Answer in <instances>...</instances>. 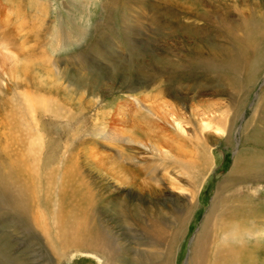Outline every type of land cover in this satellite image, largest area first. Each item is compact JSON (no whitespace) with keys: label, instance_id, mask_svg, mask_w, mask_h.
<instances>
[{"label":"rangeland","instance_id":"1","mask_svg":"<svg viewBox=\"0 0 264 264\" xmlns=\"http://www.w3.org/2000/svg\"><path fill=\"white\" fill-rule=\"evenodd\" d=\"M243 18L260 30L252 35L254 51L237 72L226 70L223 64L238 58L226 50L229 29ZM233 33L244 36L241 29ZM197 50L209 66L194 60ZM141 99L155 112L169 103L181 106L184 136L168 125L156 132ZM261 107L264 0H0V171L11 176L14 166L23 167L30 192L26 215L0 201V264L106 263L102 255L98 262L91 251L62 248L56 240L54 217L73 204L72 183L86 208L76 214H93L97 229L117 239L121 264H160L167 252L170 264H188L223 182L229 185L222 204L232 214L252 211L261 222L264 181H225L241 153H264ZM203 109L224 121L193 114ZM37 137L41 144L32 155L28 148ZM136 139L170 147L187 161L185 168L142 153ZM110 169H127L132 181L120 182ZM194 186L197 198L186 204ZM182 214L188 217L179 222ZM40 216L49 240L41 234ZM153 220L160 234L143 231Z\"/></svg>","mask_w":264,"mask_h":264},{"label":"bare ground","instance_id":"2","mask_svg":"<svg viewBox=\"0 0 264 264\" xmlns=\"http://www.w3.org/2000/svg\"><path fill=\"white\" fill-rule=\"evenodd\" d=\"M202 18H204V20H208L209 14L207 12L202 13ZM226 25H229V23H226ZM250 26L252 25L249 22V18H243L242 22L238 23L235 26V29H241L244 31L243 37H237V35L233 33V30L235 31L234 27L230 26L229 30L232 33L230 35L232 44L228 48H226V50L234 52V54L238 58L236 59L237 63H235V61L224 63L223 65L226 66L227 68L226 70L237 72V68H239L240 66L243 67V65L240 64V61L243 62V59L251 51H254V41H253L252 35L253 34L258 35L260 30H258V28L255 27V25L253 27H250ZM195 56L196 57L194 60H197L198 64H201L202 66H209L210 64L209 61L206 58H202L201 51L197 50V54ZM253 62H250V63H253ZM235 85H237V83ZM141 100H137V103L141 104L143 107H146L145 112L149 116L150 115L152 116L153 127L157 128L156 132L164 131V126L168 125L171 127V129L175 131V134L180 135L179 138L184 136L186 128L182 124V120L184 119L183 116L185 113L184 111H182L181 106H173L171 109V108H168L169 106L172 105L169 103L168 107L165 106V108H168L167 110L164 108L162 111L160 110V112H155L153 108L151 109L150 107H147L146 105H144L143 99ZM258 109H259L258 112L260 113L258 116H260L261 119L264 121V108L261 107ZM202 111L203 112H194L193 114L196 113L200 117L202 116L203 118H206L207 122L208 120H214V119H217L216 121H219L218 119H220L221 121H224L222 119L224 117L216 118L215 116H213V114L215 113V110L213 111L212 109H209V111H206L203 109ZM253 118L251 120H253ZM117 120H122V117L117 118ZM204 122L206 124V121ZM221 126L222 125H219V127ZM207 127L209 128V124H207ZM207 127H204V128H207ZM117 137L118 135L111 134L109 135V138H110L109 140L116 141ZM263 137L261 136V138ZM170 138L175 143L174 144L175 147L182 151L181 141H177L178 138L176 139L175 136L173 137L171 136ZM41 140L42 139L40 137H37L35 140H32L30 142L28 149L32 155L38 154L39 150H37V148L41 144ZM167 140L172 142L169 138H167ZM200 140H199L200 142L199 144H201ZM134 142L138 144V149L141 148L142 153H147V151H151L153 154L160 157L159 160L161 164L165 165V164H168V162H172V163L175 162V163H178V166L180 165L182 166V168H185L187 161L186 160L184 161V160L179 159L178 157H175L170 147L166 148L162 146L161 144L160 145L153 144L152 146H149L146 142L141 141L140 139H136L134 140ZM258 153L259 152H256V151L254 152L247 151V152L241 153L239 157L235 159L234 165L230 173L227 175L225 181H228V180L232 181L231 185H239L240 183L242 184L243 182L247 180L251 181L250 185H255L257 183H260L259 181H264V153L263 154L262 153L258 154ZM139 164L145 166L144 168L148 167L147 166L148 164H144L143 161H141ZM36 165L37 164L33 163V166H36ZM163 165L157 166L156 169L157 168L159 169L160 167L162 168ZM199 165L201 164L199 163ZM14 167H15V170L11 176H7L6 174H3L0 171V201L5 202L7 207L10 210L15 211V212L18 211L22 213L23 215H26V212L30 207V202H29V199L27 198V195L30 193L28 192L29 182L24 183V181L26 179L28 180V178L20 174L21 172L24 171L23 167H21L20 165H16ZM33 170L36 171L35 168H33ZM112 170L114 169H110V172L112 173V175H114L113 177L118 178L120 182L129 183V181H132V176L129 175V172L127 171V169L126 171L123 170L121 172L112 171ZM177 171L179 173L178 175H183V174L188 175V173L187 174L185 173L184 169H182L183 172L179 171V169ZM176 174L177 173H175V177L173 178V182L175 184L179 181ZM65 176L67 177V172H65ZM65 182L69 183L70 180L65 181ZM226 183H227L226 184L227 186L226 185L223 186L224 182L223 184H220L218 191L214 195L212 206L209 209L208 214L205 216L204 223L201 227V230L196 235L195 241L192 245L188 264H264V216H263L262 221L260 222L258 219L260 216L257 218V214L256 215L251 214L253 213L252 211L249 214H232L233 211L230 212L229 210L230 208L226 206L227 204L224 205L222 204V201H221V197L223 193L228 190L227 188H228L229 182H226ZM75 184L76 183H72L71 188L68 190L72 192L74 195L73 204L69 206L66 211H59L58 213H56L54 217L53 224L55 225V227L57 226L56 227L57 236L55 235L57 242L62 246V248H73L75 251L89 250L92 252L90 253L98 259V262L99 260H101L100 257L97 256L99 254V255H102L103 258L105 259V262H106L105 264H121L118 259V253H117V248L119 247L116 242L117 239L115 240V238L110 235V232L108 230L97 229L93 214H87V213L86 214H76L77 211L79 210H81L83 213V210H85L86 208L83 206L82 200L76 197L77 194L79 193H77L73 188ZM178 187L179 188L181 187L179 185V182H178ZM225 188H226V191H225ZM188 191L189 192L187 193V196H186L187 197L186 204H193V202H195L197 198L198 192L196 193L195 186L193 187V189L188 190ZM251 205H254V204H251ZM237 207H240V206H237ZM68 214H74V217L69 218ZM186 218L182 214L179 217L180 219L179 222H181V220L186 219ZM250 219H251L250 224L252 223L253 225L252 227H246L245 225L247 223L245 222ZM38 221H39L38 224L41 230V234L44 233L46 238L49 240L48 238L49 228L46 222L43 220L42 217ZM156 226H159V223L153 220L151 221L150 225L146 224L145 226H143V231L147 232L149 229H153L157 231L158 234H160V230L157 229ZM247 226H249V224ZM247 238L249 240L254 239L255 243L252 241L253 242L252 246H248L247 242L249 240ZM63 253H59V254L64 256ZM171 256H172V253L169 252L168 254L167 252L165 254L163 261L160 264H170Z\"/></svg>","mask_w":264,"mask_h":264}]
</instances>
